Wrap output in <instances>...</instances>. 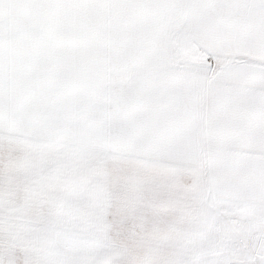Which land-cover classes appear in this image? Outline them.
I'll return each instance as SVG.
<instances>
[{
	"label": "snow or ice",
	"instance_id": "1",
	"mask_svg": "<svg viewBox=\"0 0 264 264\" xmlns=\"http://www.w3.org/2000/svg\"><path fill=\"white\" fill-rule=\"evenodd\" d=\"M0 264H264V0H0Z\"/></svg>",
	"mask_w": 264,
	"mask_h": 264
}]
</instances>
